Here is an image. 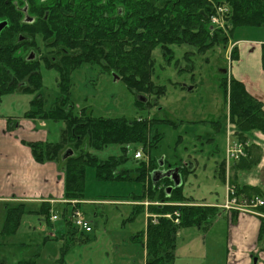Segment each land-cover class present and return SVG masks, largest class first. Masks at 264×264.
I'll list each match as a JSON object with an SVG mask.
<instances>
[{"label": "rangeland", "instance_id": "obj_1", "mask_svg": "<svg viewBox=\"0 0 264 264\" xmlns=\"http://www.w3.org/2000/svg\"><path fill=\"white\" fill-rule=\"evenodd\" d=\"M222 23L224 26L225 22ZM239 37L264 40V29H240L227 45L218 46L205 54H199L188 46H174L175 54L170 61L169 57L163 56L157 49L154 52V82L164 87L165 92L159 97L146 94L153 105L146 103L143 107L137 105L138 95L130 92L124 82L116 80L114 75L99 66L85 64L71 75L70 107L76 115L85 111L88 116L97 118L154 120L151 134L159 136V141L149 154L141 146H130L127 151L130 159L126 167L135 168L141 162L133 160L136 150L142 152L143 162L151 157L157 160L164 158L173 168L188 164L192 169L194 165V172L185 176L184 193L198 203L225 204L228 181L231 186H235L233 182H236L240 186L259 187L264 193V135L249 136V145L260 150V158L251 169L236 172L232 168L233 162H230L231 169L226 164V183L219 173L220 164L227 158L228 143L234 142L229 102L222 86L223 80L230 79V76L222 71L229 70L233 45ZM40 47L42 51H38V55H47L49 50L43 44ZM39 71L43 79L40 91L0 98V124L5 118H24L32 109L31 102L38 98L43 100V108L47 111L58 104V72L47 68L43 62H40ZM44 123L45 127H39L29 137L38 141L45 133V143H60L65 124L50 120ZM8 131L11 132L0 126V198L4 199L2 221L8 217L7 210L16 205L11 197H39L40 193L48 192L49 188L58 190L53 192L54 196L59 193L57 181L54 186L52 182L47 184L51 167L34 165L33 161L25 158L23 150L18 149L14 141L18 137H9ZM68 149H72V145L67 146ZM88 150L103 161L122 155L119 146H110L101 151ZM52 164L63 176L64 161H54ZM142 187V183L134 181H99L94 169L89 168L86 174L85 201L80 208L91 224L92 233L68 235L72 227L62 218L66 211L68 216L71 212V207L66 210V205H55L51 211L52 215L60 219L54 227L47 216L26 212L18 228L7 232L1 230L0 264H145L141 239L135 240L134 237L146 232L149 207L152 204H166L158 201L124 202L132 195H140ZM140 205L144 207L134 215L135 207ZM34 207L35 204L28 203V209ZM257 213L263 216L258 209ZM158 218L152 217L153 220ZM4 221L7 229L10 223ZM226 225L222 221L216 228L225 230ZM211 226L204 225L201 228L196 234L199 238L196 244L195 241L191 242L195 240L191 236L199 227L179 231L176 264L204 263L194 254L203 251L205 234ZM204 264L214 263L209 261Z\"/></svg>", "mask_w": 264, "mask_h": 264}, {"label": "trees", "instance_id": "obj_2", "mask_svg": "<svg viewBox=\"0 0 264 264\" xmlns=\"http://www.w3.org/2000/svg\"><path fill=\"white\" fill-rule=\"evenodd\" d=\"M66 6V17L60 13L54 14L44 21V27L37 30L43 39L55 37V42L49 45L56 49V55L52 52L53 57L30 61L26 50L33 44L17 43L16 34L0 38V98L40 91L43 85L40 62L49 69H55L59 74L58 104L47 111L43 108V100L36 99L31 102L32 109L25 117L63 122L65 130L58 144H30L35 161L39 164L62 161L67 146L72 145L74 155L64 161L63 166L66 210L72 201H85L86 174L89 168L94 169L99 181L142 183V193L131 194L132 197L124 202L158 201L166 205L152 204L149 207L150 214L159 218L149 219L146 232L137 234L134 239H141L140 243L146 252V264H175L179 231L211 226L218 218L220 209L198 203L185 195V176L194 172L189 165L178 166L183 181L179 188H175L170 179L154 185L151 176L159 169L160 161L156 158L149 157L147 162L140 160L135 168H127L126 163L130 159L127 151L130 146H141L149 154L159 141V136L151 134L152 123L155 121L97 118L88 116L85 111L76 115L70 107L71 75L85 64L99 66L107 73L117 75L133 94L159 97L164 94L165 88L154 82V52L157 49L163 56L169 57L170 61L175 54L174 46H188L199 54H205L218 46L227 45L234 39L237 30L264 29V0H115L110 10L105 9L101 0H68ZM219 6L229 10L224 17L223 28L211 23ZM10 29L12 32L19 31L16 28ZM231 57L236 60V47ZM262 66L264 69V45ZM222 86L229 102L234 141L245 143L249 141L250 135H264L263 104L248 93L242 82L234 78L224 79ZM136 103L139 107L144 106L139 101ZM147 104L153 105L151 100ZM110 146H119L122 155L103 161L88 150L101 151ZM247 153L246 158L232 165L236 172L249 170L258 162L259 148L250 145ZM133 160L137 162L134 157ZM226 164V161L220 164L219 171L225 183ZM233 184L237 186L239 197L259 196L264 199V193L259 187L240 186L236 182ZM170 187L173 190L168 194L167 189ZM78 207L81 205L78 204ZM141 207L144 206L135 207L134 215L140 213ZM258 211L264 215V206L258 208ZM42 215L47 216L50 222L49 208ZM67 216L66 211L62 218L72 227ZM21 217L20 210L11 211L10 224L14 223L16 227Z\"/></svg>", "mask_w": 264, "mask_h": 264}, {"label": "crops", "instance_id": "obj_3", "mask_svg": "<svg viewBox=\"0 0 264 264\" xmlns=\"http://www.w3.org/2000/svg\"><path fill=\"white\" fill-rule=\"evenodd\" d=\"M234 45H236L237 58L236 60L232 61L228 70V74L231 78L242 82L245 85L248 93L263 104L264 109V69L262 66V45H264V40H252L248 37H239ZM1 121V127L11 130V132H7L10 134L8 135L9 137H18L17 140L14 141L18 145V149L23 150L25 158L33 161L34 165L39 164L34 159L30 144L39 143L46 145L47 143H45L46 140L44 139L46 138V134L44 133L43 137L38 141H36L37 139H31L29 135L33 134V131L37 132L39 127H45L44 121L40 119H28L26 117L20 119L5 118ZM39 122L41 123L40 125H38ZM52 163L53 162H47L44 164L47 165L46 167H51L47 184L52 182V185L54 186L55 182L57 181L59 193L54 196L53 192L55 191L56 193L58 190L49 188L48 192L40 193V196L38 195L39 197H11V200L16 205L7 210L6 216L8 217L4 220H7L8 223H11L9 222V214L13 210H20L22 212V217L15 228H13V223L10 224V226H8L6 229L4 227L5 221L0 220V232L1 230L7 232L9 229L18 228L26 212L41 215L47 208L53 211L55 205H65L64 171L62 176V174L57 170V167ZM3 203L4 199L0 198V219L4 214ZM28 203H33L36 205V207L33 209H28ZM225 204L213 205L204 203L206 206L218 207L219 209L221 208V211L214 224L205 234L203 251L198 255L194 254V257L196 256L197 259L200 258L204 261V263L210 261L214 264H264V215L259 216L225 211L222 210V207ZM150 216L156 215L148 213L146 215L147 223L150 219ZM222 221L227 223L225 230L216 228L220 223H222ZM58 222L60 221L55 223L50 221V224L54 227V224L56 225ZM200 230L201 228L193 232L191 237H194L195 240H192V243H194V241L195 244L198 242L199 238L196 237L198 236L196 234H198ZM71 231L72 232H69L68 235H75L79 233L73 229ZM51 237L54 238V236ZM55 239L58 238L55 237ZM44 241L47 242L48 239H44ZM176 263L177 262L175 261V264Z\"/></svg>", "mask_w": 264, "mask_h": 264}, {"label": "flooded vegetation", "instance_id": "obj_4", "mask_svg": "<svg viewBox=\"0 0 264 264\" xmlns=\"http://www.w3.org/2000/svg\"><path fill=\"white\" fill-rule=\"evenodd\" d=\"M68 0H0V24L4 27L0 32V38L4 35L16 34L17 43H31L32 46L27 48L26 56L28 60L43 61L45 58L56 55V49L50 48L53 44L54 38L43 39L41 33L37 32L39 28L44 27L45 22L51 18L52 15L60 13L66 17ZM83 2L84 0H78ZM113 2L110 5L106 3ZM105 9L110 10L114 7L115 0H101ZM5 4V5H4ZM3 15H7L3 17ZM10 28H16L17 32H12ZM43 44L49 50L47 55L40 56L38 51H42L40 45ZM65 51V50H64ZM55 59V57H54ZM115 75V74H113ZM41 99V98H38Z\"/></svg>", "mask_w": 264, "mask_h": 264}, {"label": "built area", "instance_id": "obj_5", "mask_svg": "<svg viewBox=\"0 0 264 264\" xmlns=\"http://www.w3.org/2000/svg\"><path fill=\"white\" fill-rule=\"evenodd\" d=\"M229 13V10L225 6H219L217 9V15L211 19L213 26L223 27L224 17ZM249 143L242 142H229L227 147V162H239L241 159L247 157V149ZM142 152L138 151L135 154V159H142ZM73 208L69 216V221L73 227L82 233H92V227L90 222L84 217L82 211L77 208V202H72ZM264 206V199L256 196L251 198L237 196V190L235 186L227 184V201L222 207L226 211L237 212L240 214H253L259 215L257 209ZM59 218L57 215H52L51 221L56 222ZM178 222V221H177Z\"/></svg>", "mask_w": 264, "mask_h": 264}, {"label": "water", "instance_id": "obj_6", "mask_svg": "<svg viewBox=\"0 0 264 264\" xmlns=\"http://www.w3.org/2000/svg\"><path fill=\"white\" fill-rule=\"evenodd\" d=\"M4 25L0 24V32L2 31ZM224 74L227 73L226 70L222 71ZM116 80H119V77L117 75H114ZM138 101L142 104H146L148 103V98L144 95H138ZM74 155V151L71 149H68L66 152H64V154L62 155V160L66 161L67 159L73 157ZM165 167V159L162 158L159 161V169H157L156 171H154L152 173V180L154 182V185H157L159 182L163 181L164 179H170L175 188H179L182 186V177L180 174V168H175V169H169L167 171L163 170V168ZM173 190V187H170L167 189L168 194H170Z\"/></svg>", "mask_w": 264, "mask_h": 264}]
</instances>
